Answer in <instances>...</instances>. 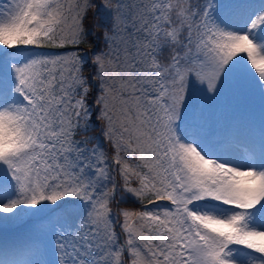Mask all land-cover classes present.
<instances>
[{"label":"snow or ice","instance_id":"1","mask_svg":"<svg viewBox=\"0 0 264 264\" xmlns=\"http://www.w3.org/2000/svg\"><path fill=\"white\" fill-rule=\"evenodd\" d=\"M89 11L103 49L44 51L88 44ZM250 90L259 137L211 131ZM93 116L122 184L87 147ZM21 209L54 218L50 264H264V0L0 4V213Z\"/></svg>","mask_w":264,"mask_h":264},{"label":"rangeland","instance_id":"2","mask_svg":"<svg viewBox=\"0 0 264 264\" xmlns=\"http://www.w3.org/2000/svg\"><path fill=\"white\" fill-rule=\"evenodd\" d=\"M7 0H0V4ZM97 5L101 0H94ZM252 3H259V0H250ZM103 12V9L100 10ZM104 24V17H94L92 11H89L86 20V27L89 29L88 44L79 46L71 43H65L63 47L45 46L44 51L50 55L64 56L71 55L74 51L83 55L88 52L89 58L92 51H100L104 45L100 38L99 31L92 27L94 22ZM91 45V50L89 49ZM91 67L87 68L90 72ZM254 71V70H253ZM91 100V98H90ZM210 130L215 134L222 135L226 132L234 137H255L258 138L261 127V98L258 90H250L240 94H226L214 110L208 115ZM102 124L93 116L92 128L88 135L92 137L87 147L90 149L94 144H98L108 157V170L115 177L117 183L122 184L119 175L115 171V165L111 163V157L114 155L113 149L100 136ZM82 134L77 135L80 140ZM88 155V153H85ZM110 186V185H109ZM136 186L135 183L132 185ZM154 199V198H153ZM167 201H158L154 204L147 202H137L128 199L127 203L120 204V208H127L134 211H155L157 206L167 205ZM113 212L117 210L113 204ZM54 218L43 217L42 215H32L21 209L15 216L13 214L0 213V246L7 251L10 259L28 261L30 264H50L58 261L60 253L53 254L55 248V236L52 235V226ZM119 232V228H117ZM123 237L121 236V241ZM259 255V254H257ZM0 256H2L0 254Z\"/></svg>","mask_w":264,"mask_h":264}]
</instances>
